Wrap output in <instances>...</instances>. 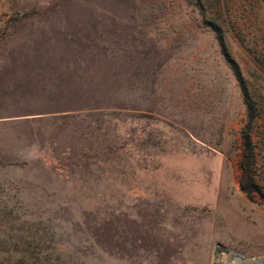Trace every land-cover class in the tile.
<instances>
[{
  "label": "rangeland",
  "instance_id": "obj_1",
  "mask_svg": "<svg viewBox=\"0 0 264 264\" xmlns=\"http://www.w3.org/2000/svg\"><path fill=\"white\" fill-rule=\"evenodd\" d=\"M226 248L264 264V0H0V264Z\"/></svg>",
  "mask_w": 264,
  "mask_h": 264
},
{
  "label": "trees",
  "instance_id": "obj_2",
  "mask_svg": "<svg viewBox=\"0 0 264 264\" xmlns=\"http://www.w3.org/2000/svg\"><path fill=\"white\" fill-rule=\"evenodd\" d=\"M210 26L212 28V31L215 33V36H216V39L220 45V48H221V52H222V55L225 59V61L227 62V64L229 65L234 77L236 78L240 88H241V91L244 95V100L246 103H249L251 100V98H249V94H248V90H247V85H246V81L240 71V68L236 62V60L231 56L227 46H226V43H225V39H224V36L222 34V30L221 28L213 21H210Z\"/></svg>",
  "mask_w": 264,
  "mask_h": 264
},
{
  "label": "built area",
  "instance_id": "obj_3",
  "mask_svg": "<svg viewBox=\"0 0 264 264\" xmlns=\"http://www.w3.org/2000/svg\"><path fill=\"white\" fill-rule=\"evenodd\" d=\"M213 264H262V261L248 258L234 248H226L215 254Z\"/></svg>",
  "mask_w": 264,
  "mask_h": 264
},
{
  "label": "water",
  "instance_id": "obj_4",
  "mask_svg": "<svg viewBox=\"0 0 264 264\" xmlns=\"http://www.w3.org/2000/svg\"><path fill=\"white\" fill-rule=\"evenodd\" d=\"M218 252V249L215 250V254Z\"/></svg>",
  "mask_w": 264,
  "mask_h": 264
}]
</instances>
